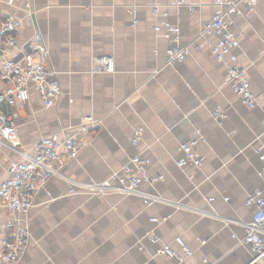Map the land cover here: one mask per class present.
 <instances>
[{"label": "crops", "instance_id": "0c3cea01", "mask_svg": "<svg viewBox=\"0 0 264 264\" xmlns=\"http://www.w3.org/2000/svg\"><path fill=\"white\" fill-rule=\"evenodd\" d=\"M175 1L30 0L26 16V0H0V21L15 10L23 16L18 42L40 31L60 86L51 106L29 86L25 106L14 107L24 149L43 135L77 130L89 116L97 123L80 135L86 143L65 162L66 178H50L21 214L30 238L19 264H204V257L213 264H264L239 243L242 223L254 212L246 198L264 188V161L255 153L264 150V0L247 14L240 2L243 14L230 15L240 30L232 51L255 93L254 107L228 84L226 63L212 53L216 35L200 34L216 11L214 0ZM164 20L179 26L181 45H190L181 63H164L170 42L153 28ZM137 127L142 137L132 144ZM194 140L201 166L178 167L180 144ZM14 155L0 149V179ZM133 155L149 159L146 173L163 175L154 185L142 182L138 192L163 201L69 192L68 179L101 181ZM10 214L0 207V244ZM149 233L182 253L175 241L180 236L192 253L182 260L156 256Z\"/></svg>", "mask_w": 264, "mask_h": 264}, {"label": "built area", "instance_id": "2783aa9c", "mask_svg": "<svg viewBox=\"0 0 264 264\" xmlns=\"http://www.w3.org/2000/svg\"><path fill=\"white\" fill-rule=\"evenodd\" d=\"M29 1L25 6L30 8ZM189 0H176L175 4H185ZM258 0H214L216 11L204 23L200 34L212 32L217 39L212 47V53L219 61L226 63L227 82L234 93L249 107L257 103L255 93L251 90L245 69L236 61V55L232 48L238 45L240 30L232 20V14H243L240 2L245 4V12L249 13ZM11 4L14 0H8ZM192 9V7H190ZM33 8L25 12L30 16ZM151 11L154 15L159 13L158 5H153ZM165 14V13H163ZM23 16L17 11L0 21V149L7 148L14 152L7 166V175L0 179V207L10 211V216L5 222L8 234L0 244V264H19L29 242L30 233L27 221L21 214L26 213L33 203V199L39 189L53 176H62L65 162L76 155L79 149L86 143L81 137L89 129L96 126L92 116L81 122L77 130L72 132L62 131L59 137L43 135L36 140L30 150L24 149L17 131V113L14 107L25 106L29 97V86H32L45 106H51L58 94L60 86L57 80V71L50 65L49 49L44 42L40 31H35L25 41L18 42L17 30ZM154 30L162 33L168 39L164 63L171 65L181 63L190 51V45L179 43L180 28L178 25L164 20L156 23ZM7 48H15V56H6ZM142 127L133 131L132 144H136L142 137ZM197 140V139H196ZM195 140L180 144L184 155L176 160L180 168H199L202 164V156L195 148ZM255 153L261 161H264V150L255 148ZM149 163L147 157L133 155L127 163L119 169L113 170L105 179L98 182H80L70 180L69 192L82 191L89 195H104L108 192L121 194L137 193L147 204L154 201H163L159 195L144 194L138 192V186L142 182L154 185L160 180L162 174H148L144 171V165ZM264 171V166L261 172ZM227 200V197L224 198ZM208 201L213 197H208ZM246 205H253L254 212L250 221L242 223L245 234L239 243L246 244L254 252V259L264 257V188H258L249 193L245 201ZM176 207H179L175 203ZM157 222V218H150ZM154 244L159 242V237L150 234ZM201 244L205 239L198 238ZM180 245L182 253L171 248L169 244H157L153 251L156 256L176 258L182 260L192 253L180 236L175 237ZM141 247V246H140ZM204 264H213L207 258H203Z\"/></svg>", "mask_w": 264, "mask_h": 264}]
</instances>
